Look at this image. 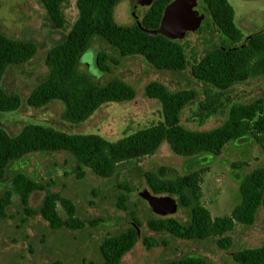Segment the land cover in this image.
<instances>
[{
	"label": "trees",
	"instance_id": "16d2710c",
	"mask_svg": "<svg viewBox=\"0 0 264 264\" xmlns=\"http://www.w3.org/2000/svg\"><path fill=\"white\" fill-rule=\"evenodd\" d=\"M67 1L39 0L55 27L65 26L64 4ZM119 1L75 0V19L62 40L46 52L45 77L29 90L25 98L0 84V112L19 109L22 100L33 107L60 101L63 105L61 118L76 124L85 122L103 103L133 99L135 90L125 80L112 76L105 81H98L79 69L81 57L90 49L94 39L106 43L111 50L110 54L106 49L95 53V66L100 72L111 73L113 67L119 64V58L139 55L159 70L181 72L190 66V74L200 84V88L190 86L169 89L160 81H148L144 86V94L157 100L162 118L123 133L115 140H109L96 132H67L32 122L25 123L15 134L0 126V181L6 178L7 166L11 161L32 152L65 151L73 158V170L80 178L84 174V167L98 176L109 177L119 164L132 163L154 153L162 142H166L178 155L199 152L220 154L231 140L250 134L264 151V97L259 96L247 102L228 100V94L235 86L248 79L264 76V27L243 37L234 23V9L229 0H199L198 4L207 11L218 35L223 37H218V43H213L194 58L187 53L182 38L170 39L161 33L149 34L143 30L158 27L164 7L171 0H152L139 18V25L135 20L129 24L115 21L113 10ZM200 28L201 24L197 31ZM36 49L35 43L8 36L0 30V80L10 67L31 59ZM226 102L228 107L223 121L202 128L209 118L220 112ZM192 104L194 109L191 119L194 126L182 120L184 109ZM170 171L172 169L166 167H159L156 171H141L152 193L172 196L178 208L186 214L183 220L170 215L153 214L145 221L153 231H165L187 241L217 236V245L226 249L231 246L232 239L223 234L232 230L236 223L252 225L263 206L264 167H256L243 176L238 185L240 202L229 214L215 217L200 202L199 172L168 177ZM11 183V188L0 194V218L6 216V206L15 193L26 214L38 213L52 229H79L86 223L92 225L101 220L81 219L76 215L75 204L55 191L46 192L39 207L32 209L28 204L29 196L33 191L44 189V185L22 172L15 173ZM120 187L127 192L132 190L131 186ZM126 200L128 194L119 193L117 206L125 209ZM57 203L63 208L65 216L59 215ZM131 215L133 223L123 230L107 234L99 242L97 249L102 264H120L122 257L138 240L135 225L139 229L141 222L133 213ZM142 243L147 249L158 245L156 240L146 235L142 236ZM231 258L238 264H264V245L236 249L231 252ZM45 264L63 263L54 260ZM160 264H206V260L199 255H176Z\"/></svg>",
	"mask_w": 264,
	"mask_h": 264
},
{
	"label": "rangeland",
	"instance_id": "374dc122",
	"mask_svg": "<svg viewBox=\"0 0 264 264\" xmlns=\"http://www.w3.org/2000/svg\"><path fill=\"white\" fill-rule=\"evenodd\" d=\"M229 2L234 9V23L243 37L264 27V0ZM146 8V4H139L137 0H120L114 7L113 16L117 23L129 24L134 21V16L140 18ZM196 9L206 13L201 28L188 32L182 38L187 53L194 58L213 43H218V37H223L218 35L207 11L200 4ZM64 13L65 26L58 28L49 20L39 0H0V30L8 36L31 41L37 47L31 59L10 67L4 74L0 84L6 90L18 92L25 98L29 90L45 77L46 52L62 40L75 19V0H68L64 4ZM102 49L111 53L106 43L94 39L90 49L82 55L79 69L98 81H105L112 76L125 80L135 90L133 99L103 103L85 122L76 124L61 118L63 105L60 101L33 107L22 100L19 109L0 112V126L15 134L25 123L32 122L67 132H96L109 140H115L123 133L162 118L157 100L144 94V86L148 81H160L169 89L190 86L200 88V84L190 74V66L181 72L159 70L139 55L119 58V64L113 67L111 73L100 72L95 66L94 56ZM112 54L115 57V53ZM259 96L264 97V76L248 79L235 86L228 94V100L247 102ZM227 103L201 127L208 128L222 122ZM192 109L193 104L185 108L182 114V120L188 124L193 122ZM32 153L8 164L6 178L0 181V194L11 188L13 175L22 172L44 185V189L30 194L28 204L32 209L39 207L46 192L55 191L75 204L76 215L81 219L101 220L92 225L86 223L79 229H52L38 213L26 214L18 196L13 193L5 209L6 216L0 218V264H45L54 260H60L63 264H102L97 249L99 242L107 234L123 230L133 223L131 213L141 222L140 236L133 248L122 257L120 264H160L176 255H199L205 258L206 264H238L232 260L231 252L247 246L264 245V206L258 211L252 225L236 223L232 230L223 234L232 239L231 246L224 249L217 245V236L187 241L165 231L149 229L145 221L155 213L138 193L140 187L149 189L141 171H156L159 167H166L172 169L168 177L198 171L201 204L212 217L229 214L240 202L238 185L243 176L256 167H264V151L250 134L231 140L220 154L199 152L178 155L166 142H162L154 153L132 163L119 164L109 177L98 176L84 167L83 176L78 178L73 170V158L62 150ZM120 185L131 186L132 190L127 192ZM119 193L128 194L125 209L117 206ZM56 206L59 215L65 216L61 205L57 203ZM185 215L183 209L177 208L170 216L183 220ZM143 235L153 238L158 245L147 249L142 243Z\"/></svg>",
	"mask_w": 264,
	"mask_h": 264
},
{
	"label": "water",
	"instance_id": "95a60500",
	"mask_svg": "<svg viewBox=\"0 0 264 264\" xmlns=\"http://www.w3.org/2000/svg\"><path fill=\"white\" fill-rule=\"evenodd\" d=\"M152 0H138L140 3L149 4ZM198 0H171L165 7L158 27L143 30L149 34L161 33L170 39H181L187 32L197 30L204 19V13L196 9ZM139 25L138 18H135ZM139 195L158 216L171 215L177 211L176 200L168 194H154L146 187H140ZM264 206V193L262 196ZM138 237L140 232L135 225Z\"/></svg>",
	"mask_w": 264,
	"mask_h": 264
},
{
	"label": "flooded vegetation",
	"instance_id": "af4514ba",
	"mask_svg": "<svg viewBox=\"0 0 264 264\" xmlns=\"http://www.w3.org/2000/svg\"><path fill=\"white\" fill-rule=\"evenodd\" d=\"M137 3H139V4H146V3H140V2H138V0H137ZM146 6H148V4H146ZM133 15V14H132ZM134 16V15H133ZM135 18H138L137 16H134V20L136 21V19ZM138 20H139V18H138Z\"/></svg>",
	"mask_w": 264,
	"mask_h": 264
}]
</instances>
